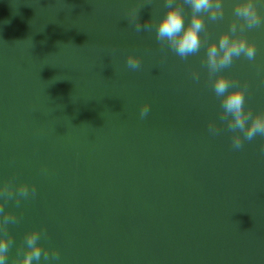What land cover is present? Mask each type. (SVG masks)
Returning <instances> with one entry per match:
<instances>
[{
    "label": "water",
    "instance_id": "95a60500",
    "mask_svg": "<svg viewBox=\"0 0 264 264\" xmlns=\"http://www.w3.org/2000/svg\"><path fill=\"white\" fill-rule=\"evenodd\" d=\"M137 4L142 25L165 11L162 0H0V183L36 188L5 203L19 217L9 264L42 227L39 243L60 253L51 264H264V138L233 150L231 133L209 134L220 104L204 48L181 60L154 30L137 33L126 16ZM232 4L223 20L205 16L210 42ZM244 35L255 61L223 74L247 82L246 108L259 112L264 27Z\"/></svg>",
    "mask_w": 264,
    "mask_h": 264
},
{
    "label": "clouds",
    "instance_id": "9594fccd",
    "mask_svg": "<svg viewBox=\"0 0 264 264\" xmlns=\"http://www.w3.org/2000/svg\"><path fill=\"white\" fill-rule=\"evenodd\" d=\"M162 3L165 11L159 18H152L142 25L139 19L141 6L137 4L127 10V21L134 25L137 33L154 30L155 39L161 48L166 47L181 60L198 55L201 48H204L201 64L206 69L207 82L220 104V123L209 121V134L217 136L223 131L231 133L233 150H242L245 141L264 138V110L254 112L251 108H246L247 82L223 74L237 59H256V45L244 33L264 27V15L258 10L259 0H233L234 19L229 22L228 30L211 42L204 18L206 16L211 22L223 20L224 0H162ZM185 6L189 10L187 23L184 19ZM126 65L133 71L139 70L141 60L138 56L129 54ZM191 77L195 82H199L201 78L198 71H192ZM149 112L150 106L145 103L139 109L140 118H146ZM260 151L264 154V143L260 145ZM35 195L34 185H14L11 181L0 183V201H3L0 202V264H9V253L15 244L9 226L19 223V217L6 210L5 203L11 200L16 207H20L22 200L26 201ZM42 238L47 239V231L43 227L26 232L23 244L16 247V255L11 259V264L59 262L58 250L43 247L39 243Z\"/></svg>",
    "mask_w": 264,
    "mask_h": 264
}]
</instances>
